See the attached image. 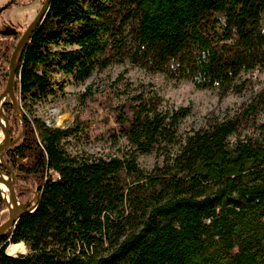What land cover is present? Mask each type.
<instances>
[{
  "label": "trees",
  "instance_id": "16d2710c",
  "mask_svg": "<svg viewBox=\"0 0 264 264\" xmlns=\"http://www.w3.org/2000/svg\"><path fill=\"white\" fill-rule=\"evenodd\" d=\"M28 24L0 28V92ZM124 62L240 94L241 75L264 70V0H51L17 63L20 113L10 97L2 107L16 139L3 160L26 209L0 236V264H264V86L182 136L190 106L163 108L149 91L126 96L111 108V133L127 145L107 158L70 154L78 126H49L31 109L53 91V73L84 84ZM248 127L257 134L242 135ZM153 151L162 163L146 171L138 156ZM5 207L0 192V224ZM22 242L27 252L6 253Z\"/></svg>",
  "mask_w": 264,
  "mask_h": 264
},
{
  "label": "rangeland",
  "instance_id": "374dc122",
  "mask_svg": "<svg viewBox=\"0 0 264 264\" xmlns=\"http://www.w3.org/2000/svg\"><path fill=\"white\" fill-rule=\"evenodd\" d=\"M8 1L0 0V7ZM21 1L26 4L1 12L0 28H18L25 19L30 23L42 5L40 0ZM241 76V80H245V89L240 94L229 93L221 97L216 89H199L189 80L175 82L162 73H149L130 66L128 62L112 63L103 71H94L84 84H75L72 77L53 73V91L45 99L29 101V104L33 112L49 126H78L79 130L66 138L65 147L70 154L88 153L107 158L120 154L127 145L123 137L113 136L111 133L114 126L111 108L125 100L126 96L149 91L160 97L163 108L190 106V115L179 123V133L182 136L205 126L208 118L221 119L233 114L254 92L264 86V70L255 69ZM88 84L92 86L91 94L82 97ZM11 98L18 106L16 99ZM262 120L263 118H259V121ZM251 133L254 130L248 127L242 135ZM162 159V155L153 151L139 154L138 163L140 167L150 171L155 165H161ZM0 172L10 177L5 172ZM3 211L8 212L7 205ZM16 246L20 247L17 248L19 251L16 255L27 252L22 243Z\"/></svg>",
  "mask_w": 264,
  "mask_h": 264
},
{
  "label": "water",
  "instance_id": "95a60500",
  "mask_svg": "<svg viewBox=\"0 0 264 264\" xmlns=\"http://www.w3.org/2000/svg\"><path fill=\"white\" fill-rule=\"evenodd\" d=\"M50 1L51 0H44L43 4L41 5L38 12L34 16V18L31 20V22L28 24V26L24 30L21 38L17 41L15 48L11 53V56L9 58L8 67H7L8 68L7 83H6L5 88L0 92V111L2 113H3V110H2L3 103L6 100V98L10 97V99L12 100L11 97H14L13 86H14L15 75H16V67H17L19 57L21 55V51H22L24 45L30 39L35 28L38 26V24L41 22V20L45 16L47 9L49 7ZM12 102H13V100H12ZM13 104L16 107V109L18 110V112L20 113L18 106L15 105L16 103L13 102ZM3 115L5 116V119H6V126L4 129V138L0 142V165L9 171V176H10L9 181H8V183H9V198L12 201L16 211H15V213L8 212L7 219L2 224H0V236L3 235L6 230H8L12 226H14V224L16 223L19 216L23 212H25V209H26V207L16 197L15 188H14V183H15L14 172L4 163V160H3V153H4L5 148H7L9 145H11L16 140V139L15 140L11 139L10 133H9V127H8V120H7V117L4 113H3ZM1 128H2V124L0 122V130H1ZM22 134H23V128H22L18 137H20ZM0 181H5V179L2 175H0ZM4 202H5V200H4ZM5 204H6V202H5ZM22 253H24V252H22ZM8 255H10V254H8Z\"/></svg>",
  "mask_w": 264,
  "mask_h": 264
},
{
  "label": "bare ground",
  "instance_id": "6f19581e",
  "mask_svg": "<svg viewBox=\"0 0 264 264\" xmlns=\"http://www.w3.org/2000/svg\"><path fill=\"white\" fill-rule=\"evenodd\" d=\"M0 122L2 124V128L0 130V142H1L4 138V129L6 126V119H5V116L3 115V113L1 111H0ZM0 175H2L5 179V181H0L1 195L3 196V199L6 202L8 212L15 213L16 209H15L12 201L9 198V183H8V181H9L10 177L8 178L7 175L2 174L1 172H0ZM16 245H19V244H16ZM16 245L15 244L9 245L6 249V252L10 255H15L19 251L18 249H20V247L18 248ZM9 247H10V249L8 250Z\"/></svg>",
  "mask_w": 264,
  "mask_h": 264
}]
</instances>
